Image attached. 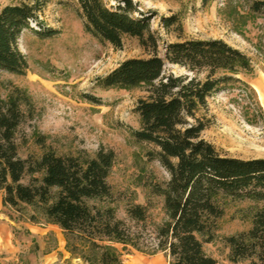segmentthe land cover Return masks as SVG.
Instances as JSON below:
<instances>
[{
  "label": "trees",
  "instance_id": "trees-1",
  "mask_svg": "<svg viewBox=\"0 0 264 264\" xmlns=\"http://www.w3.org/2000/svg\"><path fill=\"white\" fill-rule=\"evenodd\" d=\"M48 1L22 0L1 8L0 70L26 73L29 65L18 39L24 29L31 28V21L40 25L39 14ZM79 1L85 30L100 41L120 48L123 36L129 35L152 49L148 57L123 60L100 78V83L147 91L135 107L140 127L131 132L138 141L157 147L149 154L170 174L164 182L149 184L150 192L163 199L165 217L152 231L155 243L147 246L117 216L108 181L115 160L113 149L101 147L94 154L85 150L58 153L46 142L45 135L36 133L42 152L21 157L15 133L24 117L22 105L31 107L32 103L20 88L0 103L3 203L30 208L28 219L33 222L58 225L67 250L88 264H124L123 251L128 247L149 254L164 252L169 264H218L205 244L216 237L224 200L247 198L262 203L252 212L251 227L225 239L231 260L249 258V264H264V157L222 154L202 137L208 121L198 116L199 110L207 107L208 96L240 80L239 73L252 70L251 58L220 38L170 42L162 56L150 14H143L133 0H114L112 7L104 0ZM251 8L264 19V0H255ZM162 24L167 29L176 24L182 30L177 15L164 17ZM54 32L56 29L37 30L42 35ZM167 61L185 67L191 74L165 73ZM148 209L147 204L134 203L127 207V213L136 225H146L150 220Z\"/></svg>",
  "mask_w": 264,
  "mask_h": 264
},
{
  "label": "rangeland",
  "instance_id": "rangeland-1",
  "mask_svg": "<svg viewBox=\"0 0 264 264\" xmlns=\"http://www.w3.org/2000/svg\"><path fill=\"white\" fill-rule=\"evenodd\" d=\"M22 0H0V10ZM255 0H133L151 17V29L159 37L158 51L163 56L167 43L190 38H220L251 58L252 70L233 80L207 98V107L198 116L208 121L202 137L222 153L241 158L264 157V99L256 89L264 83V19L252 11ZM108 6L114 0H104ZM177 15V25L162 24L167 16ZM140 17L141 14H136ZM40 25L31 21L18 39L29 68L25 74L0 70V103L15 88L26 91L32 106L22 105L24 117L15 133L19 155H39L36 133L58 153L94 154L101 147L113 149L115 160L108 176L116 214L131 226L143 245L154 244L155 225L165 217L163 199L152 194L149 184L164 182L169 172L149 154L157 147L138 141L132 129L140 127L135 107L145 88L104 87L100 78L120 62L132 57H148L151 48L136 37L123 36L122 47L100 41L84 28L79 0H49L39 14ZM56 29L53 34L37 30ZM165 73L191 74L185 67L165 63ZM202 74L201 76H203ZM264 92V89H263ZM26 178L25 180H27ZM0 190V264H88L66 248L63 230L43 220L28 219L30 208L3 203ZM147 204L150 220L136 225L129 217L130 204ZM250 199L226 197L224 214L218 221L216 237L205 244L207 253L218 264H249L250 259L233 261L225 237L247 231L257 206ZM124 264H169L164 252L149 254L128 247Z\"/></svg>",
  "mask_w": 264,
  "mask_h": 264
},
{
  "label": "bare ground",
  "instance_id": "bare-ground-1",
  "mask_svg": "<svg viewBox=\"0 0 264 264\" xmlns=\"http://www.w3.org/2000/svg\"><path fill=\"white\" fill-rule=\"evenodd\" d=\"M256 89L258 90V93H259L260 98L261 99H264V92H263L264 83L263 82H258L256 84Z\"/></svg>",
  "mask_w": 264,
  "mask_h": 264
}]
</instances>
